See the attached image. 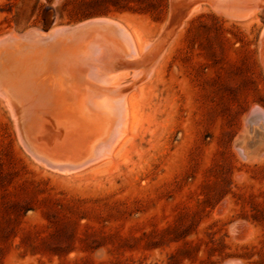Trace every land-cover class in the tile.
I'll return each instance as SVG.
<instances>
[{"label": "rangeland", "instance_id": "rangeland-1", "mask_svg": "<svg viewBox=\"0 0 264 264\" xmlns=\"http://www.w3.org/2000/svg\"><path fill=\"white\" fill-rule=\"evenodd\" d=\"M229 5L0 0V38L108 18L152 43L136 62L162 53L129 87L137 117L114 156L74 171L38 158L0 99V264H264V156L238 146L253 108L264 110V6L235 15ZM19 39L0 62L46 60L59 42ZM139 67L114 70L130 84Z\"/></svg>", "mask_w": 264, "mask_h": 264}, {"label": "bare ground", "instance_id": "bare-ground-1", "mask_svg": "<svg viewBox=\"0 0 264 264\" xmlns=\"http://www.w3.org/2000/svg\"><path fill=\"white\" fill-rule=\"evenodd\" d=\"M222 1L230 4L235 15L255 14L264 6V0ZM98 27L101 29L94 36L84 35ZM19 36L1 37L0 50L16 44L22 36L59 39L46 60L37 62L24 56L26 59L14 64L0 62V99L8 106L23 141L33 144L37 157L58 171L70 172L112 158L137 117L135 96L129 87L151 76L162 53L152 63L136 62L152 43L143 46L126 27L108 18L55 27L45 37L37 33ZM120 62L141 66L133 70L134 82L126 83L129 71L114 70ZM250 120L255 122L238 145L247 159L264 156V110L254 107ZM83 143L88 150L76 160Z\"/></svg>", "mask_w": 264, "mask_h": 264}]
</instances>
